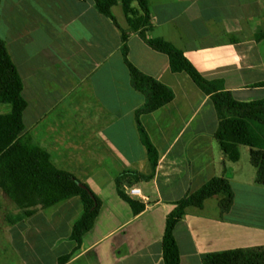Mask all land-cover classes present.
Wrapping results in <instances>:
<instances>
[{"label":"crops","instance_id":"0c3cea01","mask_svg":"<svg viewBox=\"0 0 264 264\" xmlns=\"http://www.w3.org/2000/svg\"><path fill=\"white\" fill-rule=\"evenodd\" d=\"M147 4V37L172 43L204 78L220 80L235 99L264 98V0ZM111 13L117 25L94 0H0V39L26 102L24 131L56 167L86 184L101 202L93 226L63 264H163L167 214L175 201L214 176L229 181L232 205L221 213L219 197L213 196L201 207H185L174 227L179 264H203L202 256L210 252L264 244V185L256 183L250 161L251 166L241 162L246 148L240 145L238 160H228L214 136L218 119L209 95L185 72L170 71L167 55L146 45L119 2ZM122 33L129 61L174 93L167 104L139 116L158 161L150 178L120 179L121 190L144 204L137 214L118 195L115 182L124 171L150 173L135 123V110L145 98L131 86ZM130 188H138V195H129ZM0 195L5 194L0 190ZM51 207L46 213L36 206L26 218L42 214L47 235L64 227L66 249L52 257L58 264V256L74 246L68 236L82 206L71 197ZM17 223L24 227L23 220ZM39 226L42 231L44 225ZM44 255H32L35 264Z\"/></svg>","mask_w":264,"mask_h":264},{"label":"trees","instance_id":"16d2710c","mask_svg":"<svg viewBox=\"0 0 264 264\" xmlns=\"http://www.w3.org/2000/svg\"><path fill=\"white\" fill-rule=\"evenodd\" d=\"M135 1L137 6H132ZM120 3L129 26L151 49L168 57L171 72H185L196 86L209 95L217 115L218 124L214 136L228 160L237 161L240 145L249 148V161L255 168V181L264 185V98L241 101L225 90L220 80L204 78L186 59L182 51L172 43L158 37H147L149 9L147 0H94L96 9L117 25L111 7ZM121 54L130 75L131 86L144 95V103L135 110V123L142 145L150 163V173L139 174L124 171L116 178L118 195L131 207L134 214L143 210L144 204L126 195L120 188V179L133 176L150 178L158 161V152L139 120L141 114L152 112L170 102L174 93L167 85L143 73L128 59L126 36L121 34ZM22 81L0 39V105L9 104L8 112H0V190L10 198L21 212L8 214L6 220L13 225L36 211V206L47 208L78 197L81 215L73 222L68 238L74 242L69 252L57 258L65 263L80 247L83 235L91 229L101 202L92 190L70 172L56 167L47 151L35 144L24 131L22 111L26 102L21 95ZM218 196L221 213L229 211L233 191L224 177L214 176L196 190L175 201L167 214L161 239L163 264H179V250L174 237V227L187 206L201 207L205 199ZM203 264H264V244L214 251L202 256Z\"/></svg>","mask_w":264,"mask_h":264},{"label":"rangeland","instance_id":"374dc122","mask_svg":"<svg viewBox=\"0 0 264 264\" xmlns=\"http://www.w3.org/2000/svg\"><path fill=\"white\" fill-rule=\"evenodd\" d=\"M9 110V104L0 105V112L5 113ZM244 148L246 149H243L241 162L251 166L248 147L244 146ZM50 210L52 207H47L43 212L48 213ZM21 211L22 208H19L10 198L0 195V264H35L36 260H33L32 255L39 256L42 252L45 253V258H39L38 264H53L52 257L66 249V240L62 234L64 227L61 225L54 236L47 235L48 224L42 219L41 214L32 217V219L24 218L22 223L24 227H18L19 224L16 222L13 227H10V230L9 228L5 230L4 227H9L6 216ZM39 225H44L42 231H40L39 227L41 226ZM52 242H55V245L53 243V247L47 252V248Z\"/></svg>","mask_w":264,"mask_h":264},{"label":"built area","instance_id":"2783aa9c","mask_svg":"<svg viewBox=\"0 0 264 264\" xmlns=\"http://www.w3.org/2000/svg\"><path fill=\"white\" fill-rule=\"evenodd\" d=\"M138 193H139L138 188H130V189L128 190V194L131 195V196H137Z\"/></svg>","mask_w":264,"mask_h":264}]
</instances>
